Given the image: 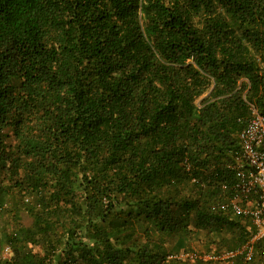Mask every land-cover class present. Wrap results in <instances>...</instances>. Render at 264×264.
I'll list each match as a JSON object with an SVG mask.
<instances>
[{"label":"trees","instance_id":"16d2710c","mask_svg":"<svg viewBox=\"0 0 264 264\" xmlns=\"http://www.w3.org/2000/svg\"><path fill=\"white\" fill-rule=\"evenodd\" d=\"M250 106L264 0H0V264H264L170 257L249 238L211 207Z\"/></svg>","mask_w":264,"mask_h":264},{"label":"built area","instance_id":"2783aa9c","mask_svg":"<svg viewBox=\"0 0 264 264\" xmlns=\"http://www.w3.org/2000/svg\"><path fill=\"white\" fill-rule=\"evenodd\" d=\"M249 112L248 120L236 135L239 149L232 167L234 180L228 186L221 185L227 194L224 200L211 207L213 211L247 220L252 229L249 238L228 250L209 253L182 251L170 257L192 262L229 263L240 256L247 262L256 252L264 262V116L251 106Z\"/></svg>","mask_w":264,"mask_h":264},{"label":"rangeland","instance_id":"374dc122","mask_svg":"<svg viewBox=\"0 0 264 264\" xmlns=\"http://www.w3.org/2000/svg\"><path fill=\"white\" fill-rule=\"evenodd\" d=\"M25 224H28V219H25ZM231 236L229 234H224L222 239L219 236L214 235L213 233L207 232H198L192 239L189 249V252H198V253H209L220 250H228L227 248L234 247L235 242L230 241ZM173 244V239L166 241V246L171 247ZM229 248V249H230ZM5 253V250H4ZM6 255V253L4 254Z\"/></svg>","mask_w":264,"mask_h":264}]
</instances>
